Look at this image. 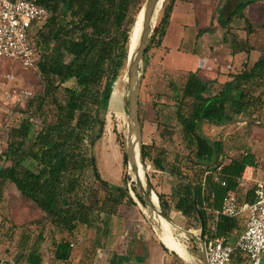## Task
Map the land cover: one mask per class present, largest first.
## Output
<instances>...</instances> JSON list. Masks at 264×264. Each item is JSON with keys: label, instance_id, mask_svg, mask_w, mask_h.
<instances>
[{"label": "trees", "instance_id": "obj_1", "mask_svg": "<svg viewBox=\"0 0 264 264\" xmlns=\"http://www.w3.org/2000/svg\"><path fill=\"white\" fill-rule=\"evenodd\" d=\"M36 1L50 12L47 21L39 25L34 33L39 55L38 71L44 87L38 98L28 100L21 122L9 130L8 145L2 157L10 164L0 168V182L13 184L21 195L30 199L45 214L49 225L62 231L64 236L55 241L54 258L67 262L72 257L74 241L80 239L85 231L95 230V249L102 248L108 237L112 215L123 203L134 204L125 178L124 185H121L102 176L99 157L94 149L97 146L99 151L111 96L118 78L127 69L131 32L135 24L129 12L142 0ZM259 1L264 2L235 0L229 15L226 18L221 15L220 21L230 23L235 17L242 18L247 25V34H252L253 25L244 10ZM174 5V2H169L163 7L148 49L161 44ZM232 47L233 53L250 52L254 48L248 39L245 42L233 39ZM263 70L264 53L252 68L245 67L239 73H231L232 79L218 94L211 92V80L201 78L197 72H190L178 97L176 114L184 139L189 148L195 146V159L203 165L200 173L196 172L197 176L191 178L195 182L197 202L205 225L207 218L202 202L210 200L212 193L214 201L223 199L228 191L235 189V179L241 176L245 167L257 164L253 154L241 155L222 166L221 173L229 177L222 189L208 179L207 192H203L198 181L205 170L215 163L222 145L203 136L200 133L201 124L207 121L222 125L245 112L251 115L249 110L260 97L254 90L264 82ZM48 114H51L50 118ZM114 132L116 141L121 144L116 128ZM153 148L152 145H144V158L158 164L159 153L153 156ZM27 160L31 161L28 165ZM219 165L221 162L217 160L214 168ZM86 170H91L93 179L107 190L105 197L93 199L91 188L83 190L80 180ZM179 175L183 182L175 189L173 207L188 221L199 219L193 184L189 178L182 177L181 173ZM68 176L70 180L67 182ZM256 189L257 185L248 190L247 202L256 200ZM137 196L142 201L139 193ZM159 199L164 213L169 216L171 204L164 194H159ZM241 219L246 226V214L233 218L220 215L216 222L217 235L228 236L235 228L240 230L238 222ZM91 237L87 234L84 242H89ZM42 239L43 232H40L38 239L25 247L27 263L42 264ZM113 259V264H122L125 257L115 254Z\"/></svg>", "mask_w": 264, "mask_h": 264}, {"label": "rangeland", "instance_id": "obj_2", "mask_svg": "<svg viewBox=\"0 0 264 264\" xmlns=\"http://www.w3.org/2000/svg\"><path fill=\"white\" fill-rule=\"evenodd\" d=\"M169 2H174L175 5L164 44L162 47L159 46L157 51L155 50L157 46H152L145 54L147 60L145 59V74L140 91L139 113L145 129L144 141L155 146L152 155L157 154L159 150L162 151V155L168 163L176 164L180 161L182 171L192 176L193 169L187 159L194 156V153H191L190 148L185 145L182 129L175 118L179 103L178 97L182 91L185 75H180L183 73L172 74L165 69L192 71L201 65L205 54H213L217 46L221 43L225 44L226 36L229 38L228 40H233L235 36L244 40L249 35L247 34V25L242 18L235 17L230 23H226L224 20L220 21L221 15L224 18L229 15L235 0H164L155 24L159 22L162 16L163 7ZM144 3L145 0H142L141 4L132 7L129 12V17L135 19L131 39L142 14L139 9ZM247 13L253 20L254 32L249 38L250 43L257 49L264 51V27L262 24L264 21V4L250 6ZM203 63L205 64V62ZM115 86L101 145L103 146L105 161L108 160L106 175L110 179L121 176L119 181L121 185H124L125 178L129 193L134 196L132 197L134 204L125 202L121 205L120 216L123 219L118 220L113 216L110 223L111 226L116 227L117 231L109 239L106 238V242L102 240L104 242L102 248L96 251L93 237L89 242L77 238L74 241L73 252L78 254L82 264H97L96 262L101 260L99 257L97 259V256L103 252V249L109 248L111 243H115L116 245L113 246L119 247V250L115 249L116 251H114L112 248L116 247H110V250H107L108 257H106L105 264H113L115 253L118 252L123 253L120 256L125 257L122 264H188L176 254L164 249V245L144 213V205L137 197L139 191L136 184L129 186L131 176L127 162V115L129 108L127 69L125 74L118 78ZM43 87L44 82L38 70H25L18 62L0 59V168L10 164L7 159L2 157V153L8 145L9 130L13 126H17L25 117L23 112L28 100L38 98L42 94ZM24 91L30 92L27 98ZM259 92L260 88L254 90L256 95ZM37 102L38 99H36L35 105ZM51 114H48L47 117L50 118ZM263 114L264 104L262 103L259 108L254 110L253 115L255 117L253 118L264 121ZM114 128L117 130L121 144L116 141L117 135ZM204 130L210 134L214 132L215 138L223 139L222 130L224 129L215 132L209 126H205ZM160 133L163 136L166 135L164 139L159 135ZM246 135L247 142H251L252 148L257 154V167L253 170V176L259 178L264 171V143L260 144L262 141L264 142V122L257 124L253 122V124L248 125ZM167 136H170L171 139L169 140ZM235 137L239 138L237 132L231 134L232 140ZM247 142L237 150L246 151L249 149L250 144ZM234 143L239 146L242 145L240 140ZM94 152L98 158L97 146ZM124 155L126 156L125 165ZM30 162L27 160L26 164L28 165ZM146 162L149 166L148 178L153 189L155 191L156 189L169 191L170 182L163 178L161 169L148 158H146ZM69 180L70 176L67 177L66 181ZM80 181L83 190L91 188L90 195L93 199L106 196L107 190L93 179L91 170H86L81 175ZM80 195L82 194L80 193ZM183 220L186 223L181 224V228L191 230L196 237H200V219ZM174 221L177 224L180 223L177 219ZM238 224L240 231L243 230L245 226L243 219ZM171 228L177 241L184 243L193 254L202 256L201 245L190 234L175 227ZM40 232H43L40 249L44 260H54L55 244H53L52 239L54 231L46 222L45 214L30 199L21 195L13 184L0 182L1 260L9 264H26L25 247L31 246L38 239ZM228 236L230 242H234L237 238L236 233ZM60 238L58 236L56 240L59 241Z\"/></svg>", "mask_w": 264, "mask_h": 264}, {"label": "crops", "instance_id": "obj_3", "mask_svg": "<svg viewBox=\"0 0 264 264\" xmlns=\"http://www.w3.org/2000/svg\"><path fill=\"white\" fill-rule=\"evenodd\" d=\"M257 4H264V2L263 1L256 2V3L252 4V5H249L244 10V14L250 19L251 23L253 22V20L251 19V17L249 16V14L247 12H248L250 6H254V5H257ZM173 12H174V7H173L171 18L173 16ZM171 18H170V21H171ZM169 24H170V22H169ZM169 24H168V26H169ZM262 24H263V27H264V21H263ZM168 26H167V28H168ZM167 28H166V32H167ZM166 32H165V35L162 38L161 44L156 47V49H155L156 51H157V48L159 46L162 47V45L164 44V38L166 36ZM252 34H250L249 37L246 36L244 40L236 38V36L234 37V39L238 40L239 42H245V40L248 39V41L250 43L251 40L249 38L251 37ZM228 39L229 38L226 36L225 37V44L221 43L219 46H217L215 48V50H214L215 52L213 54H205L204 55V59H203L204 61H202L201 65L198 66L196 69H194L192 71H183V70L176 71V70H170V69L169 70L165 69V70L169 71L172 74L183 73V74H180V75H185V79L183 80L184 83L186 82L187 77H188L190 72H197L198 75L201 78H203L205 80H211L212 81L211 92L213 94H218L224 88L226 83L229 82L232 79L230 77L231 73H235V74L239 73L245 67L247 69L252 68L253 65L260 59V57L264 53V51H261V50L257 49L253 45L252 46L254 48L250 52L241 51V52L233 53L232 40H228ZM203 62H205V64ZM35 70H38V68L35 69ZM258 94L260 95V97L256 101V105L251 107L250 110H249V111H251V115H250V113L248 114V112H245L244 115H242L240 117H236L235 119H233L231 121H228V122H226V123H224L222 125L211 124V123H209L207 121H205V122H203L201 124L200 133L203 136L208 137L213 142L216 141L217 143H220L222 145L221 149L219 148V151H218L219 156L216 157V159H215V163L218 160V161L221 162V165H219L215 169L214 168L215 163L211 164L210 165L211 168L209 170H205V172L202 174V179L198 181V183L202 187L203 192H205V191L207 192L206 188H207V182H208L207 180L208 179H210L211 180L210 182L212 184H214L217 188L219 187L220 189H222L223 186H225V185L222 184V182L223 181L226 182V180L229 181L228 180L229 177L221 173L222 166L230 164L234 159L239 158L241 155L247 154V153L253 154L255 156V162L257 164V161H256L257 154H256L255 150H253L251 142H247L246 132L248 130V125L253 124V122L255 124H257L259 122H264L262 119L253 118V117H255V115H253L254 110L256 108H259L262 105V101H264V82L261 83L260 92ZM112 96H113V94H112ZM112 96H111V99H110V103H111V100H112ZM110 103H109V110H110ZM175 118H176V122L178 123V125L182 129L181 124L178 122L177 114H176ZM262 118H264V114L262 115ZM205 126H207V127L209 126L215 132L216 131H221V129H224V130H222L223 131V135H224L223 139L217 138V137L215 138L213 136V135H215L214 132H212V134H210L208 132H205V130H204ZM105 130H106V127H105ZM233 132H237V136H239V138L235 137V139L232 140L231 139V134ZM144 133H145V129H144V126H143V123H142V135H143L144 145L145 144L146 145H152L153 147H155L154 144H148L147 142L144 141V139H145V134ZM159 135L163 139L166 136V135L163 136V134H161V133ZM182 136H183V130H182ZM103 137H104V135H103ZM167 138H169V140L171 139L170 136H167ZM102 139H101V142H102ZM183 139H184V136H183ZM237 140H240V142H242V145L239 146V145L235 144L234 142H236ZM166 141L168 142V140H166ZM246 142L248 144H250L248 146V147H250L249 149H247L246 151L237 150L239 147L243 146V144L246 143ZM263 143L264 142L262 141V143H260V144L262 145ZM185 145L189 148L188 143L186 142V140H185ZM190 151H191V153H194V156H190L187 159V161L191 165V168L193 169L192 176H195L197 174L196 172L200 173V170L203 169V165L202 164H198L196 159H195V154H196L195 146L190 148ZM159 152H158L159 153V158H160L159 159V163L158 164H154L153 163V164L155 166H157L159 169H161L160 171L163 172L162 173L163 178L165 180H167L168 182H170V188H169V191H166V190L160 191V190H157V189H156V191H157L158 195L159 194H164L166 196V199L168 200V202L172 206V209L170 210L168 217L175 223H176V221H174V220L177 219L180 223H178V224L176 223V224L178 226H180V227H182L181 224H183V223L185 224L186 223V222H183L184 221L183 219H186V221H188V219L181 212L176 211L174 209V207H173V205L175 203V195H176L175 194V189L177 188V186H179L183 182V180L181 179V177L179 175V173H181L182 177H185L187 179L189 178V180H191V182L193 184V188H194V203H195V207L197 209L198 216H199V219H200V222H201V227H202V221H204V220H203L202 213L200 211V208H199V205H198V202H197V193H196L195 182L192 180V178H191V176L189 174L184 173L182 171V168L180 166V161L178 163H176V164H174L172 162L168 163V161L165 160L164 156L162 155V151L159 150ZM98 155H99L98 156L99 157V160H98L99 161L98 162L99 163V169L101 171L102 176L106 180H108V181H110L112 183H116L117 182L116 184H119L121 176L120 177H115V179H110L106 175L108 160L105 161L104 150H103V146L101 144L99 146ZM256 167H257V165L256 166L247 165L245 167L244 171L242 172V174L245 173L246 175L250 173V175H248L249 176L248 177L249 180L247 182V185L245 187H241L239 185V182H240L241 176H242V174H241V176H239L237 179H235V184H236L235 189L228 191L226 193V195L228 193H233V194L237 195L239 201L247 202L246 201V197H247L248 190L251 187L256 186L257 182L264 181V171L260 174L259 178L258 177L254 178L253 170ZM214 200H215V196H214V193H212L211 196H210V200H206L205 199L202 202V209L206 212V218H207V223H206V225H207V233L205 234V238L208 235L210 227H215L216 232H217L216 222L218 221L219 216L222 215V214H217V212L220 211L221 208H222L223 199H220L218 202H217V200L216 201H214ZM210 203H211V205H210ZM120 207H121V205L119 206L118 212L115 215H112L111 219L113 218V216H115V218H117L118 220L123 219L120 216ZM206 225H205V230H206ZM51 229H53V231H54L53 232L54 235H52V239H53V244H55V241H57L56 239L58 238V236L62 237V236H64V234L61 233L62 232L61 230H58V229L56 230L53 226H51ZM116 231H117L116 227L114 228L113 226H111V223H110L107 239H109L110 236L112 234H114ZM241 231L238 228H235L230 234H232V233H236L237 234L238 232H241ZM87 234L90 237L92 236V234H94V237L96 236L95 230H88V231L83 232V234L80 236L81 241H85L86 240ZM216 235H217V233H216ZM226 237L228 239H230L229 236H226ZM179 244H180V242H179ZM113 245H116V244L115 243H111L110 247L111 248L112 247H116V246H113ZM109 248H107L105 251L103 250V252L100 253L97 256V259H98V257H99V259H101L99 262H96L97 264H105L106 263V257H108V253H107L108 251L107 250H110ZM118 248L119 247L112 248V249H114V251H116V250H119ZM115 254L122 255L123 253L118 252V253H115ZM53 258H54V256H53ZM2 262H4V261L1 260V258H0V264ZM25 262H26V264H29V263H27L26 260H25ZM42 264H82V262H81V258H78V254L73 252L72 257L67 262L60 261V260H57L55 258H54V260H44V256H43Z\"/></svg>", "mask_w": 264, "mask_h": 264}, {"label": "built area", "instance_id": "obj_4", "mask_svg": "<svg viewBox=\"0 0 264 264\" xmlns=\"http://www.w3.org/2000/svg\"><path fill=\"white\" fill-rule=\"evenodd\" d=\"M49 16L47 7L36 0H0V59L18 62L25 70L37 69L39 55L34 33ZM24 94L27 98L30 92ZM248 177L242 174L241 187L247 185ZM217 214H246V226L234 242L216 235L215 227H210L205 238L207 264H264V181L257 182L254 202H241L237 195L228 193Z\"/></svg>", "mask_w": 264, "mask_h": 264}, {"label": "water", "instance_id": "obj_5", "mask_svg": "<svg viewBox=\"0 0 264 264\" xmlns=\"http://www.w3.org/2000/svg\"><path fill=\"white\" fill-rule=\"evenodd\" d=\"M163 0H145L144 5L139 12H142L141 25L139 38L136 47L129 52L127 63V82L129 87V108L127 115V162L128 171L131 176L129 186L136 184L139 195L142 201H139L144 205V213L147 215L151 222V225L160 239L158 230L156 229V220L153 218L151 212H155L158 216H162L166 219L172 227H175L185 233L190 234L196 242L202 247V256H195L194 261H185L188 264H207L206 262V250H205V223L202 221L200 237H196L194 232L190 230H184L180 226L176 225L161 209L159 195L153 189L152 183L148 178L149 166L144 158V142L142 135V123L140 119V91L142 86V80L145 74V53L148 49L154 30L156 27L155 20L156 14L159 11L160 3ZM141 171L144 174V180L141 178ZM156 194L158 199V205H155L153 194ZM134 197V196H132ZM138 197V196H137ZM161 241V239H160ZM164 248L178 257L179 254L176 250L170 249L164 242L161 241Z\"/></svg>", "mask_w": 264, "mask_h": 264}, {"label": "bare ground", "instance_id": "obj_6", "mask_svg": "<svg viewBox=\"0 0 264 264\" xmlns=\"http://www.w3.org/2000/svg\"><path fill=\"white\" fill-rule=\"evenodd\" d=\"M161 4H162V1L160 3L159 8H161ZM158 13L159 11L156 14V18H157ZM141 18H142V14L138 22L137 29L134 33V36L132 37L131 42H130L131 51L136 47V44L139 38ZM141 178L144 180V174L142 171H141ZM153 199H154L155 205L157 206L158 199L155 193L153 194ZM151 213H152L153 218L157 221L156 229L159 232L161 241L164 242L170 249L176 250L180 258L183 261L184 260L188 262L194 261L195 256L188 250L187 246L180 241H179L180 242L179 244V242L176 240V237L171 228V224L166 219H164L162 216H158L155 212H151Z\"/></svg>", "mask_w": 264, "mask_h": 264}]
</instances>
